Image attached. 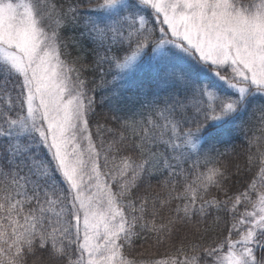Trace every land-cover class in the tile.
Returning <instances> with one entry per match:
<instances>
[{"label": "snow or ice", "instance_id": "1", "mask_svg": "<svg viewBox=\"0 0 264 264\" xmlns=\"http://www.w3.org/2000/svg\"><path fill=\"white\" fill-rule=\"evenodd\" d=\"M89 4L81 35L112 73L100 75V103L138 138L139 159H110L123 132L106 147L93 139L97 101L62 59L61 30L80 24L79 5L0 0V264H145L125 255L142 232L175 248L151 264H264V0ZM257 110L260 135L248 140L257 179L230 195L227 168L210 153ZM110 163L115 172L102 171ZM156 171L170 178L165 194L137 206V182ZM213 210L231 215L222 239L199 226Z\"/></svg>", "mask_w": 264, "mask_h": 264}, {"label": "trees", "instance_id": "2", "mask_svg": "<svg viewBox=\"0 0 264 264\" xmlns=\"http://www.w3.org/2000/svg\"><path fill=\"white\" fill-rule=\"evenodd\" d=\"M58 6H62L63 9H67L69 4H77L78 12L80 14V24L73 26L69 24L66 28L61 30V36L63 44L66 47L62 48L64 55L62 59L66 60L70 65H74L76 69L80 72V78L85 81V89L89 95L95 97L97 103L95 106V113L89 116V127L93 134V139L97 143L99 148L100 139L103 138L105 142V147L108 143H111L113 139H118V134L123 132L126 137L123 144L120 145L121 151L118 153L110 152L109 157L116 156V163H119L120 157L124 155H131L133 159H139V153L134 151L132 148L133 143L138 139L132 136V133L121 127V124L113 121L111 119V113L108 110L107 104H101L100 99L107 93L98 87L100 82L101 73L104 74L106 80L112 79V73L109 71V66L107 64L98 66L96 64L97 52H102L103 49H97L96 45L86 37L81 35L83 32V20L85 14L89 11V0H54ZM94 3V0H93ZM140 81L143 85L148 86L150 84V78L148 76H141ZM126 97L133 98L135 96V89L126 92ZM264 103V101H256V104ZM133 107V105H129ZM126 113H121L125 115ZM248 123L245 125V132L236 133L233 138L227 139L224 142H219L215 144L217 151L211 152L210 154L215 157L221 165L226 166L229 180L226 186L229 189V194H237L238 191H243L247 184L252 180L257 179L258 173V162L253 165L248 164L249 155V143L248 140L253 135L259 136L260 132V113L257 110L255 114L250 115L248 118ZM102 125L103 127L97 133V125ZM108 128L114 129V132L107 131ZM251 152L256 153L257 148L255 145L251 146ZM219 153V155H218ZM103 163V162H102ZM237 165L239 166V171L237 170ZM188 167V165H186ZM251 167V171L249 168ZM115 172L112 168L111 163L108 168H102V171ZM204 169L201 168V171ZM119 179V177H117ZM166 172L156 171L151 175H145L137 183L139 185L138 190H133V199L136 200L137 206L139 205L138 196H153L156 192H160L164 195L166 189L164 187V181L169 180ZM179 183L177 185L178 190H182L181 185L183 183L182 177L176 178ZM111 183V179L109 178ZM117 187L113 184V191H116ZM212 195H217L218 198H223L222 193H218L215 188L210 189ZM126 202V201H125ZM180 201H173L172 207L175 208L176 204ZM243 204L239 206V211L243 212L241 208ZM127 214L128 210L125 209ZM164 215H168L167 210L164 211ZM174 215V213H172ZM219 215L221 217L219 224H214V218ZM231 222V215L224 212L217 213L214 210L212 214L204 218L203 223L199 226L203 229H208V236L223 238V234L226 232L225 223ZM178 229L183 233L187 231L191 225L187 227L183 224L177 226ZM137 231H139V225L137 226ZM173 241H167L162 244H157L155 240V234L149 232H142L139 238H134L131 247H126L125 255L129 259H136L138 261H144L145 264H149L156 260L167 259L175 253V248L172 247Z\"/></svg>", "mask_w": 264, "mask_h": 264}, {"label": "rangeland", "instance_id": "3", "mask_svg": "<svg viewBox=\"0 0 264 264\" xmlns=\"http://www.w3.org/2000/svg\"><path fill=\"white\" fill-rule=\"evenodd\" d=\"M253 199H255V196H254V195H253ZM244 207H245L244 205L241 206V208L243 209V211H244ZM241 212H242V211H241ZM234 238H235V237H234ZM149 264H151V263H149Z\"/></svg>", "mask_w": 264, "mask_h": 264}]
</instances>
